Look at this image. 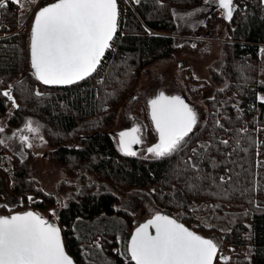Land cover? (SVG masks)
I'll return each instance as SVG.
<instances>
[{"label":"trees","instance_id":"1","mask_svg":"<svg viewBox=\"0 0 264 264\" xmlns=\"http://www.w3.org/2000/svg\"><path fill=\"white\" fill-rule=\"evenodd\" d=\"M205 1L118 0L119 30L112 48L93 76L67 88L36 79L31 30L26 37L17 34L0 42V120L12 102L2 93L11 91L19 107L8 115V126L20 128L34 110L43 131L52 129L46 132L51 160L81 179L67 206L55 212L65 249L77 264L85 263L77 238L81 223L102 217L128 222L151 199L167 216L217 244L215 264H264V102L258 100V93H264V2L234 0L231 20L217 8L193 30L192 38L177 37L178 14ZM211 40L223 41L222 58L208 68L211 83L195 79L190 71L183 76L194 100L215 86L204 100V125L171 156L124 155L111 128L118 108L134 96L142 72L180 53L208 56ZM88 119L94 120L89 128L84 124ZM80 135L78 145L68 144L69 137ZM4 153L0 144V162ZM10 157L13 194L25 206L54 207L53 196L29 178L32 152L19 150ZM224 249L233 254L229 260L220 257ZM116 262L135 264L120 254Z\"/></svg>","mask_w":264,"mask_h":264},{"label":"snow or ice","instance_id":"2","mask_svg":"<svg viewBox=\"0 0 264 264\" xmlns=\"http://www.w3.org/2000/svg\"><path fill=\"white\" fill-rule=\"evenodd\" d=\"M218 4L225 10V18L231 20L234 0H218ZM0 7L4 4L0 3ZM173 15L177 14L173 12ZM192 15L187 14L188 17ZM118 19V0H55L41 7L31 28V67L36 79L44 85H72L92 76L105 52L112 48ZM181 19L186 17L181 16ZM35 94L42 95L39 91ZM2 95L19 107L9 91ZM149 104L159 142L146 151L157 159L181 151L198 123L196 111L180 96H168L163 92ZM34 123L28 120L18 131L43 139L40 126H34ZM3 131L0 127V133ZM139 132V127H133L119 133L120 150L124 155H137L132 145L141 143ZM29 139L28 135L19 136L20 142L31 148L33 145L28 143ZM4 143L0 140V144ZM222 143L227 145L229 142L224 140ZM185 163L196 168L195 164ZM208 179L215 182L212 177ZM219 179L225 181L223 176ZM227 179L231 180V177ZM28 199L32 200V197ZM52 214L55 215V210ZM150 228L155 230L154 234ZM217 251L218 246L213 240L159 212L136 229L127 246L135 264H214ZM0 264H73V260L65 252L61 229L39 214L28 211L0 216Z\"/></svg>","mask_w":264,"mask_h":264},{"label":"rangeland","instance_id":"3","mask_svg":"<svg viewBox=\"0 0 264 264\" xmlns=\"http://www.w3.org/2000/svg\"><path fill=\"white\" fill-rule=\"evenodd\" d=\"M49 1L17 0V2H13V0H0V3L4 4V7H0V42L6 41L7 38L17 34L26 37L31 30L37 11L41 7L48 5L47 3ZM217 8H220L218 0H206L202 5L180 12L176 18V22L178 21L177 37L183 39L192 38L190 35L193 30L204 23L208 15ZM188 13H193V15L188 17ZM12 16H15L17 21ZM181 16H185L186 19H181ZM11 20H14L13 24H10ZM12 28L15 29H13L12 34H9L8 30ZM220 42L223 41H210L211 47L208 56H203L198 53H180L173 60L161 62L142 72L134 96L118 108L114 124L111 128V132L116 138L119 147V133L131 130L133 127H139L140 132L138 135L141 138V143L136 152L137 156L149 159L155 158L151 153L146 151L147 148L158 143V133L155 130L150 116L149 101L154 99L160 92L168 96H180L196 111L198 123L191 134L204 125L207 115V107L204 100L213 95L215 86L211 84L212 87H209L207 91L200 94L199 99L194 100L188 94V86L183 76L184 71H190L195 79L211 83L208 68L213 64L215 65L222 58L223 48ZM10 93L12 94L11 91ZM258 100L264 102V93H258ZM13 110L14 104L11 102L8 115L11 116ZM35 114L36 112L34 110L28 111L26 116H24V124L16 129L8 126V115L3 116L0 120V127L4 129L0 133V140L5 141L4 144H1L5 149V153L0 162V216H11L32 211L58 227L56 213L55 215L52 214L53 210L56 212L60 208L67 206L73 194L78 192L81 186V179L78 176L69 175L67 168L59 166L51 160V146L46 137V132H50L52 129L46 128L43 131L42 123H40L41 120L34 117ZM28 120L35 122L34 126H40V136L43 139L26 131H18L24 128ZM84 124L89 128L94 124V120L88 119ZM14 133H16L15 136L13 135ZM20 135H28L30 137L28 143H31L33 146L29 148L27 147V143L22 144L19 140ZM80 137L81 135L79 138L73 140L72 136L69 137L68 144L78 145ZM19 150L21 152L25 150L32 152L33 157L28 163L29 178L36 182L38 189L53 196L56 204L54 207L40 210L30 207V203H27L28 206H25L23 198L13 194L11 189L13 183L10 181L13 165L10 156ZM157 212L166 215L160 206L153 203L151 199V201L144 202L139 212L133 213L128 222L118 217L120 219L118 221L102 217L90 221V224L87 225H85V222L81 223L82 230L80 234L77 233V238H79V245L85 255V263L83 264H117L118 254L126 260L130 259L131 257L130 253L127 252V246L134 230L152 219ZM207 223L210 224L208 220ZM84 226L86 227L83 230ZM111 230L114 231L108 235L107 233ZM106 237H109L108 245L105 243ZM113 242L115 243L113 244ZM97 244H99V247H97ZM223 251L227 252L226 249ZM231 255L233 254H230L224 260H229Z\"/></svg>","mask_w":264,"mask_h":264},{"label":"water","instance_id":"4","mask_svg":"<svg viewBox=\"0 0 264 264\" xmlns=\"http://www.w3.org/2000/svg\"><path fill=\"white\" fill-rule=\"evenodd\" d=\"M47 6V5H46ZM118 9H119V6H118ZM223 10V17H224V19H226L225 18V10L224 9H222ZM39 11V10H38ZM37 11V12H38ZM119 18H120V10H119ZM227 20V19H226ZM118 24H119V19H118ZM33 25V24H32ZM117 32H118V29H117ZM116 35H117V33H116ZM116 35H115V37H116ZM114 37V38H115ZM106 54H107V51L105 52V55H104V57L106 56ZM104 57L102 58V60L104 59ZM102 62V61H101ZM99 68V67H98ZM97 68V69H98ZM95 73H93L92 74V76L94 75ZM91 77V76H90ZM90 77H88V78H90ZM88 78H86L85 80H87ZM85 80H82V81H79L78 83H81V82H83V81H85ZM78 83H76V84H78ZM76 84H72V85H49L50 87H52V88H67V87H71V86H74V85H76ZM186 102V101H185ZM186 103H188V102H186ZM150 116H151V108H150ZM158 142H159V136H158ZM119 144H120V138H119ZM139 149V144H134V145H132V150L133 151H135V152H137V150ZM178 222V221H177ZM178 223H180V222H178ZM182 224V223H181ZM184 225V224H183ZM185 226V225H184ZM186 228H188L187 226H185ZM189 230H191L190 228H188ZM135 231L136 230H134V233H135ZM149 231L151 232V233H153L154 234V229H152V228H150L149 229ZM191 231H193V230H191ZM193 232H195V231H193ZM134 233H133V235H134ZM196 233V232H195ZM196 234H198V233H196ZM132 235V236H133ZM198 235H200V234H198ZM201 236V235H200ZM203 237V236H202ZM62 238V237H61ZM132 238V237H131ZM62 242H63V240H62ZM64 248H65V246H64ZM65 252H66V254L73 260V264H77L76 263V261L67 253V251H66V249H65ZM217 257H218V251H217V256H216V258H215V260H214V264H215V262H216V260H217ZM134 262V261H133ZM135 263V262H134Z\"/></svg>","mask_w":264,"mask_h":264},{"label":"built area","instance_id":"5","mask_svg":"<svg viewBox=\"0 0 264 264\" xmlns=\"http://www.w3.org/2000/svg\"><path fill=\"white\" fill-rule=\"evenodd\" d=\"M114 47H115V49H117V46H115L114 45ZM112 50H114V49H112ZM108 52V51H107ZM107 55V54H106ZM105 58V57H104ZM229 255H230V253L227 251V252H225V251H223L222 252V254L220 255V257L222 258V259H225V258H227V257H229Z\"/></svg>","mask_w":264,"mask_h":264},{"label":"bare ground","instance_id":"6","mask_svg":"<svg viewBox=\"0 0 264 264\" xmlns=\"http://www.w3.org/2000/svg\"><path fill=\"white\" fill-rule=\"evenodd\" d=\"M119 19H120V18H119ZM118 30H119V24H118ZM117 34H118V32H117ZM116 36H117V35H116ZM115 38H116V37H115ZM115 38L113 39V41L115 40ZM113 41H112V42H113ZM112 42H111V43H112Z\"/></svg>","mask_w":264,"mask_h":264},{"label":"crops","instance_id":"7","mask_svg":"<svg viewBox=\"0 0 264 264\" xmlns=\"http://www.w3.org/2000/svg\"><path fill=\"white\" fill-rule=\"evenodd\" d=\"M263 2H264V0H263Z\"/></svg>","mask_w":264,"mask_h":264}]
</instances>
